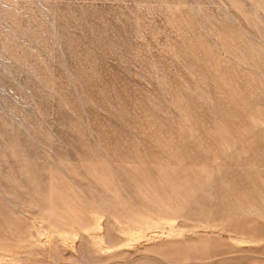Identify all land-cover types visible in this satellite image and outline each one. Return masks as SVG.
Returning <instances> with one entry per match:
<instances>
[{
    "label": "rangeland",
    "instance_id": "obj_1",
    "mask_svg": "<svg viewBox=\"0 0 264 264\" xmlns=\"http://www.w3.org/2000/svg\"><path fill=\"white\" fill-rule=\"evenodd\" d=\"M0 264H264V0H0Z\"/></svg>",
    "mask_w": 264,
    "mask_h": 264
}]
</instances>
